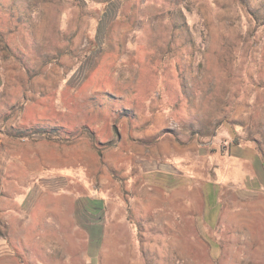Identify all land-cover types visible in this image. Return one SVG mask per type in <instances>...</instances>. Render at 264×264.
Here are the masks:
<instances>
[{
	"label": "rangeland",
	"instance_id": "rangeland-1",
	"mask_svg": "<svg viewBox=\"0 0 264 264\" xmlns=\"http://www.w3.org/2000/svg\"><path fill=\"white\" fill-rule=\"evenodd\" d=\"M245 143L264 0H0V264H264V194L203 215L256 186Z\"/></svg>",
	"mask_w": 264,
	"mask_h": 264
},
{
	"label": "crops",
	"instance_id": "crops-1",
	"mask_svg": "<svg viewBox=\"0 0 264 264\" xmlns=\"http://www.w3.org/2000/svg\"><path fill=\"white\" fill-rule=\"evenodd\" d=\"M229 155V156H228ZM247 157L250 158L253 162L254 165H257V173H254V177H257L259 180H257V184L255 185H245L242 184L241 182H238L237 184L235 183H217L216 182H205L203 187H204V194H205V202H204V212L203 215L206 216V214L208 213L209 210V219L212 220V222L214 221L215 223L218 221V218L220 217V215L222 214L223 218L221 219V221L227 225V227L231 226L229 224V222H232L231 220L228 219V215L229 213H237L240 215H242V211L241 210V204L236 205L237 209H240L238 211H235L236 207H235V202L234 205H228L227 207H235L234 211L231 210V212H228L227 210H223L222 208H225L224 204H223V200H222V193L224 192L222 190V186L226 185L229 186L230 190L239 194H243L245 196H257L258 194H264V164L261 162V158H260V152L259 150L256 148V146H254L251 143H245V144H239V145H235L231 151H229L227 153V157L225 160L226 162L224 164L229 163V159H233V158H239L240 160H242L243 162L247 160ZM230 159V160H231ZM228 161V162H227ZM247 162V161H246ZM219 164V167L225 168V165ZM247 168L250 169V165L249 163L245 164ZM219 170V169H218ZM245 173V172H244ZM244 173L243 172H238V171H231V175L234 176L235 178L239 179L240 181H242V178L244 177ZM217 179H218V173H217ZM175 180V179H174ZM182 181L184 182H189V179H183ZM208 183V184H207ZM210 184V185H209ZM253 190H256V192L254 193ZM260 191V192H258ZM212 196L214 198V205L211 204L210 201H212ZM189 197V193H186L185 199H187L186 201L188 202V198ZM210 198V201L208 200ZM250 199V198H248ZM247 199V200H248ZM216 202H218L219 206L216 208ZM241 202V201H240ZM249 205H247L248 207ZM251 206V204H250ZM254 206H252L249 210L253 211ZM261 213H264V210L261 211ZM207 215V216H208ZM206 216V217H207Z\"/></svg>",
	"mask_w": 264,
	"mask_h": 264
},
{
	"label": "trees",
	"instance_id": "trees-1",
	"mask_svg": "<svg viewBox=\"0 0 264 264\" xmlns=\"http://www.w3.org/2000/svg\"><path fill=\"white\" fill-rule=\"evenodd\" d=\"M31 135H39V137H45V138L53 137V133L50 130H45V129H42V128H39V129H37L36 131H34V132L30 133V134H24V133L18 134V136H20V137H26V136H31ZM89 135L94 140L95 135H94V133L91 130H89Z\"/></svg>",
	"mask_w": 264,
	"mask_h": 264
}]
</instances>
